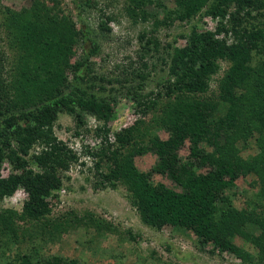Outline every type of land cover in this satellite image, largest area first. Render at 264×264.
<instances>
[{
	"label": "trees",
	"instance_id": "1",
	"mask_svg": "<svg viewBox=\"0 0 264 264\" xmlns=\"http://www.w3.org/2000/svg\"><path fill=\"white\" fill-rule=\"evenodd\" d=\"M73 1L76 15L64 0H33L21 9L0 3V201L19 188L28 193L21 211L0 209V264H82L59 254L46 255L43 248L79 226H96L100 235L120 234V228L92 212L71 210L52 216L51 198L58 197L69 179L67 170L79 163L82 154L56 134L60 113L74 115L79 127L85 124L86 114L103 121L95 133L107 143L83 150L94 159L91 170L98 177L94 187L126 185L144 225L192 231L201 248L212 245V252H229L243 262L263 261L264 0H174V8L165 0H125V14L145 27L138 35L139 60L129 55L123 62L129 63L124 67L129 76L123 79L130 83L122 86L128 87L127 95L136 100L137 110L153 117L118 132L116 144L107 136L116 97L91 89L97 80H108L105 75L97 80L93 76L92 58L101 53L100 39L114 40L109 23L119 18L107 10L113 1L104 7L100 0ZM148 5L163 7L162 13L149 10ZM97 8L102 11L98 35L87 21L89 12ZM198 16L221 21L214 30L200 31L197 23L192 24L189 31L162 43V29H171L176 22L190 23ZM179 40L185 44L179 45ZM78 45L84 47L83 53L73 63ZM159 61L168 74L156 90L146 92ZM223 63L226 70L216 80L218 89L212 90ZM7 66L11 80L2 73ZM159 130H166L168 138L163 139ZM251 141L257 151L243 157L242 148ZM187 143L190 154L185 158L180 152ZM148 152L157 155L153 171L169 175L179 190L155 184L150 173L139 170L135 157ZM6 160L12 165L8 176L2 174ZM240 177L250 185L240 191L243 207L236 205ZM128 234L131 240L138 236L132 229ZM238 236L258 248L256 257L235 243ZM36 241L42 246L33 244ZM13 244L16 253L6 255Z\"/></svg>",
	"mask_w": 264,
	"mask_h": 264
},
{
	"label": "rangeland",
	"instance_id": "2",
	"mask_svg": "<svg viewBox=\"0 0 264 264\" xmlns=\"http://www.w3.org/2000/svg\"><path fill=\"white\" fill-rule=\"evenodd\" d=\"M32 1L0 0V3L11 9H21L29 6ZM109 2H112V4L107 10L115 11L119 22L112 21L109 23L113 29V41H106L104 38L100 39L101 53L92 58V63L94 64L93 76L96 77V80L102 75H105L108 80L118 77L121 82L97 80V85L94 83L91 91H95L98 95H107L110 98L116 97V103L113 107L115 116L107 123L110 128L107 135L108 141L116 144L118 132L134 125L137 120L150 122L153 114L137 110L136 100L131 97V94L127 95L128 87L125 86L126 88H123L122 86L124 83H130V81H124L123 79L129 76L127 75L129 72L124 69L129 63L125 64L123 62L129 55L135 61L139 60L137 58V51L140 49L138 35L145 25L142 22L138 24L132 23V20L124 12L125 0H100V6L104 7ZM165 3L169 8L175 7L174 0H165ZM64 6L72 11L73 15L78 13L73 0H64ZM147 8L161 14L163 7L148 5ZM101 13L100 8H97L91 10L87 15V21L95 29L94 33L97 35L100 34L97 31ZM75 18L78 20L77 16ZM219 21H221L219 18L212 19L209 16L201 18L198 16L190 23L176 22L171 29H162L159 32V37L164 44L172 41L174 36L177 37L180 33L189 31L192 24L197 23L200 31L214 30ZM80 25H82L81 22L78 23V26ZM3 36L6 35L3 34ZM229 37L231 41L233 36L229 34ZM178 44H185V40H179ZM83 48L82 45L75 47L76 55L72 57L73 63L80 59ZM155 63L156 69L148 78L146 92L153 89L156 90L158 84L168 74V69L164 68L163 62ZM139 65L140 62H136L134 67L138 68L137 66ZM226 67L227 64L223 63L222 72L216 75L211 83L212 90L216 91L218 89L216 80L222 76ZM8 70L9 67L7 66L2 73L4 78L11 80L13 74L8 75ZM68 75L72 77V70L68 71ZM132 84L135 86L137 82ZM100 85H104L106 89L100 90L98 88ZM111 87H116L117 90L113 91ZM130 87L133 86L130 85ZM84 119L85 124L79 127L74 115L60 113L55 123V132L58 137L70 145L78 154H82L79 163L72 165L67 170L65 175L69 179L66 178L65 186L59 192L58 197L51 198L53 205L52 216L57 217L71 210L79 214L92 212L96 217H101V219L109 221L117 228H120V234L117 232H106L104 235H100L96 226L88 228L79 226L66 232L61 239L47 244L43 248L46 255L59 254L67 259L79 260L82 264H264V260L261 262L259 260V263H252L253 261L250 260L243 262L229 252H212V245L201 248L198 238L192 231L178 232L170 225L165 226L162 230H157L144 225L138 210L131 201L130 189L124 184H120L116 189L111 187L96 189L94 185L98 181V177L94 170H91L94 167V159L85 155L83 150L85 149L84 146L98 149L102 146V143H107V141L104 140L105 137L95 133L96 128L103 125L102 120H97L92 114H86ZM77 131L80 133L76 134ZM157 133L163 139L169 136L166 130H159ZM256 151V146L251 141L248 148H242L241 155L246 157ZM189 154V143H187L182 147L180 155L186 158ZM82 161L85 162L84 165ZM156 161L157 155L153 152L135 157V163L139 170L150 173V179L153 183H163L170 188H174V190H179L177 183L169 175L153 171ZM10 173H12V165L6 160L3 164L2 174L8 176ZM236 184V190L239 192L236 198V205L243 207L245 198L240 191L250 189V185L246 183V179L243 177H240ZM27 199L28 193L23 188H19L14 195L7 196L0 201V209L14 208L21 211ZM128 229H132L134 234L138 235L136 240L130 239ZM235 243L250 251L252 253L251 256L256 257L258 255V248L245 241L242 237H236ZM33 244L38 247L42 246L39 241ZM16 251L17 245L13 244L10 250L7 249L6 255H14ZM153 251L155 256H151Z\"/></svg>",
	"mask_w": 264,
	"mask_h": 264
},
{
	"label": "clouds",
	"instance_id": "3",
	"mask_svg": "<svg viewBox=\"0 0 264 264\" xmlns=\"http://www.w3.org/2000/svg\"><path fill=\"white\" fill-rule=\"evenodd\" d=\"M212 18V17H211ZM212 19H214V18H212ZM216 28V27H215ZM223 36V34L222 35H220V37H222Z\"/></svg>",
	"mask_w": 264,
	"mask_h": 264
}]
</instances>
